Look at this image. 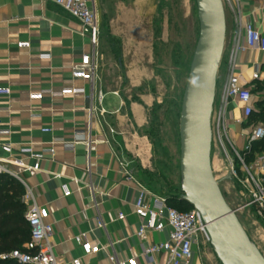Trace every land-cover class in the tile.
I'll list each match as a JSON object with an SVG mask.
<instances>
[{
  "label": "crops",
  "instance_id": "obj_1",
  "mask_svg": "<svg viewBox=\"0 0 264 264\" xmlns=\"http://www.w3.org/2000/svg\"><path fill=\"white\" fill-rule=\"evenodd\" d=\"M225 11V47L232 49L246 23L264 34V0H238L236 8L227 6ZM102 35L99 51H105ZM21 41L30 42V47H19ZM90 51L78 21L47 0H0V88L10 89L9 94L0 93V144L9 143L12 148L10 153L0 148V162L48 210L54 251L61 263L70 264L74 258L84 264L107 263L105 250L85 253L75 240L84 236L101 246L114 242L121 257L150 264L142 253L145 243L136 235L139 218L134 212L135 181L142 183V166L146 167L144 141L136 129L141 125L142 107L136 102L126 107L118 91L99 89L97 81L91 103L92 84L72 74V67ZM237 64L251 80L255 68L260 74L264 70V52L247 50L239 54ZM227 76L228 69L225 82ZM65 88L85 92L61 95ZM229 110L234 118L242 115L236 103ZM131 117L132 128H128ZM230 122L239 133L238 123ZM240 138L236 137V144ZM73 141L77 143L66 146ZM35 155L42 157L38 160ZM37 162V170L28 169ZM119 213L125 217L118 218ZM98 218L103 219L104 229L97 228ZM168 238L169 228H165L150 232L147 242ZM195 251L194 264H201L198 248ZM156 259L165 264L168 256L160 253Z\"/></svg>",
  "mask_w": 264,
  "mask_h": 264
},
{
  "label": "rangeland",
  "instance_id": "obj_2",
  "mask_svg": "<svg viewBox=\"0 0 264 264\" xmlns=\"http://www.w3.org/2000/svg\"><path fill=\"white\" fill-rule=\"evenodd\" d=\"M97 2L105 45V51H99L96 78L99 89L103 87L104 90L118 91L126 107L133 102L142 107L141 125H137L136 129L144 141L143 153L146 158L143 165L146 167L142 166L140 181L161 196L174 191L180 193V115L190 66L199 39L196 1ZM230 53L228 45L218 72L212 118L216 128ZM260 77L264 80V70ZM251 88L255 100L264 98L262 84L252 83ZM128 119V128H132L130 120L133 119ZM238 125L239 133L244 135L255 126L247 120ZM228 126L230 139L235 144L236 137H241L236 148L245 163L251 165L252 163H248V155L242 153L244 135H240L231 122ZM226 142L222 143L218 135L213 140L211 161L214 176L220 180V188L227 203L236 211L248 235L264 255V218L258 214L252 203L242 161L229 140ZM232 163L239 171L238 178L231 176L226 179ZM198 256L201 264H222L211 244H201Z\"/></svg>",
  "mask_w": 264,
  "mask_h": 264
},
{
  "label": "built area",
  "instance_id": "obj_3",
  "mask_svg": "<svg viewBox=\"0 0 264 264\" xmlns=\"http://www.w3.org/2000/svg\"><path fill=\"white\" fill-rule=\"evenodd\" d=\"M60 8L65 14L78 21L82 35L88 37L91 45V51L82 55L81 61L72 67V74L83 80L90 82L93 86L91 103H93V94L95 92V83L99 66V47L101 42V20L97 0H47ZM225 8L227 6L236 8L238 0H223ZM30 42L21 41L19 47H30ZM247 50H257L264 52V34L255 29L251 24L246 23L241 26L235 38L229 57L228 76L221 94V108L218 114L217 128L212 121L213 140L218 135L222 143L229 140L231 146L236 152L238 158L242 161L243 172L246 173V182L249 185V191L252 203L256 206L258 214L264 218V152L259 154L256 160L247 165L242 158L240 151L236 148L235 142L230 139V128L228 123L231 119L238 124L244 123L253 113L254 95L251 84L254 80L260 78V71L255 68L251 80L245 78L243 72L238 70L237 59L239 54ZM84 89L65 88L61 95H75L84 93ZM0 93L9 94V88H0ZM99 101L103 100V94H98ZM231 103H236L241 111L240 118H234L233 112L229 110ZM91 104L90 112H93ZM103 115L105 110L100 111ZM1 123V115H0ZM50 131V129H44ZM264 138V124L259 123L252 127L245 137L244 151L249 152L252 144ZM89 147L90 133L85 139ZM77 141L66 143L67 147H72ZM228 145V144H227ZM229 147V145H228ZM0 148L5 152L12 151L9 143L0 144ZM55 153L54 149L49 150ZM41 159V155H35ZM37 162L28 169H38ZM126 166H124V169ZM126 170V169H125ZM90 172V167H88ZM238 170L232 163L230 166L231 176L238 178ZM13 174L5 165L0 162V174ZM126 174L129 172L126 170ZM135 181V180H134ZM138 186L137 196L134 202V212L139 218V226L136 235L145 243L143 255L150 264H164L157 261L156 257L160 253L168 256L165 264H194L195 250L201 244H210V235L203 217L194 207L188 211H180L169 205L165 196L158 195L148 189L143 183L135 181ZM245 182V183H246ZM26 188L24 202L28 206L26 219L30 226V240L26 244V251L16 249L5 257L15 260L18 264H63L56 257L54 245L52 242L53 226L48 221L49 212L45 207L40 206L32 191ZM124 213H119L118 218L123 219ZM97 228L104 229L105 223L102 218L97 219ZM169 228V238L166 241L149 244L147 236L150 232H162ZM76 242L80 244L87 255H96L102 250L108 252V261L105 264H139L136 257H121L115 249V243L109 242L101 246L92 244L84 236H77ZM70 264H84L80 258H74Z\"/></svg>",
  "mask_w": 264,
  "mask_h": 264
},
{
  "label": "water",
  "instance_id": "obj_4",
  "mask_svg": "<svg viewBox=\"0 0 264 264\" xmlns=\"http://www.w3.org/2000/svg\"><path fill=\"white\" fill-rule=\"evenodd\" d=\"M195 1L200 31L181 106V198L200 211L222 264H264V255L227 203L211 161L212 118L227 33L225 5L223 0Z\"/></svg>",
  "mask_w": 264,
  "mask_h": 264
},
{
  "label": "trees",
  "instance_id": "obj_5",
  "mask_svg": "<svg viewBox=\"0 0 264 264\" xmlns=\"http://www.w3.org/2000/svg\"><path fill=\"white\" fill-rule=\"evenodd\" d=\"M263 85L264 80L260 77L252 83ZM254 109L247 122L253 125L264 123V98L254 100ZM264 152V138L252 144L249 152L242 151L248 155V163H253L257 156ZM26 193L25 186L14 176L0 174V264H18L15 260L5 257L13 250L26 251V244L30 240V226L26 219L28 206L24 202ZM182 192L174 191L165 195L170 206L180 211H188L193 208L181 198ZM185 207V208H184Z\"/></svg>",
  "mask_w": 264,
  "mask_h": 264
}]
</instances>
